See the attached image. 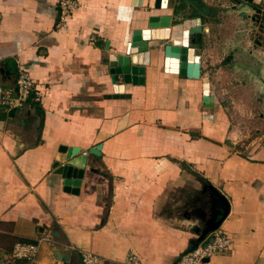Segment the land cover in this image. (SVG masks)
I'll return each instance as SVG.
<instances>
[{"label": "crops", "instance_id": "1", "mask_svg": "<svg viewBox=\"0 0 264 264\" xmlns=\"http://www.w3.org/2000/svg\"><path fill=\"white\" fill-rule=\"evenodd\" d=\"M57 1L0 0V94L17 70L33 83L22 107H0V264H27L13 244L45 234L33 264H62L56 250L71 264L81 250L98 264H178L220 207L207 186L227 204L218 229L231 243L205 264H264V140L242 129L264 118V48L242 0H75L65 29ZM151 17L168 20L169 40L136 56L141 85L112 83L107 57ZM195 25L197 77L164 70L163 46ZM62 147L86 156L78 187L56 172Z\"/></svg>", "mask_w": 264, "mask_h": 264}, {"label": "water", "instance_id": "2", "mask_svg": "<svg viewBox=\"0 0 264 264\" xmlns=\"http://www.w3.org/2000/svg\"><path fill=\"white\" fill-rule=\"evenodd\" d=\"M242 2V6L249 11L248 20L251 28L249 29L248 35L249 37H253L252 44L264 48L262 44L264 43V12L258 7L259 0H242ZM167 3L168 0H153V7L156 9H165ZM241 15L244 16V14ZM199 31L200 28L198 25L192 26L179 33L177 44H165L163 46L164 70L171 73H181L184 70L186 71V69L193 68L192 77H197V65L191 64L192 49L188 46L194 41L189 39V36H196ZM169 36L168 20L166 18L163 20H159L156 17L148 18L146 27L143 30H133L130 40L125 46L124 54L109 55L107 57L106 64L112 83L116 77H119L123 84L141 85L143 83L144 68L133 64L136 61V56L146 53L149 43H153L155 45L154 47H156L158 42L168 41ZM202 100L205 106H210L206 102V96ZM85 160L86 156L82 154V150L76 148H59L54 167H57L56 172L64 179L63 184L65 186L78 187L79 179L82 177L85 166ZM206 188L218 200L220 207L214 216L204 222L203 228L193 227L192 230L195 238L190 240L183 254L193 250L209 232L217 229L227 214L228 207L224 198L210 186ZM52 236L57 237L58 233L53 231ZM54 255L55 260L62 262V264H71L68 256L60 254L59 251L56 250ZM203 262H207V260L204 259Z\"/></svg>", "mask_w": 264, "mask_h": 264}, {"label": "built area", "instance_id": "3", "mask_svg": "<svg viewBox=\"0 0 264 264\" xmlns=\"http://www.w3.org/2000/svg\"><path fill=\"white\" fill-rule=\"evenodd\" d=\"M78 4L75 0H58L57 1V26L65 29V17L75 11ZM258 7L264 12V0H259ZM33 90V83L29 75L22 70H17L14 81V89L4 90L0 94V107L6 111L14 110L22 107ZM50 240V235H42L33 243L13 244L10 251L12 260L25 261L27 264H33L36 261L39 245L43 241ZM230 239L220 230L215 229L207 234V236L191 251L186 252L178 259V264H205L207 261L218 254L229 249ZM80 264H98L99 259L96 255L87 250L79 251ZM123 264H139L134 254H127L123 260Z\"/></svg>", "mask_w": 264, "mask_h": 264}, {"label": "rangeland", "instance_id": "4", "mask_svg": "<svg viewBox=\"0 0 264 264\" xmlns=\"http://www.w3.org/2000/svg\"><path fill=\"white\" fill-rule=\"evenodd\" d=\"M221 66H223V64H221ZM257 114L258 113H256L252 117L245 118V122L242 125V129H244V132H245L243 135L249 138H253V137L256 138L262 135V138L264 140V118L259 119L257 117ZM256 132L258 133L256 134ZM4 246H6V244H3V247Z\"/></svg>", "mask_w": 264, "mask_h": 264}]
</instances>
